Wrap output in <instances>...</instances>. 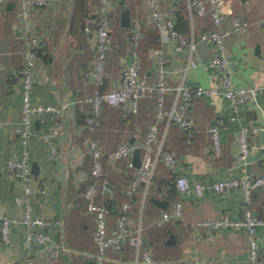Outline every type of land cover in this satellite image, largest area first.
<instances>
[{"label": "crops", "instance_id": "crops-1", "mask_svg": "<svg viewBox=\"0 0 264 264\" xmlns=\"http://www.w3.org/2000/svg\"><path fill=\"white\" fill-rule=\"evenodd\" d=\"M13 1V6H5L0 15V116L3 119L0 125V215L21 217L22 207L13 197L22 189V181L6 171L5 161L9 157H19L26 147L32 174V212L55 220L48 227L49 235L65 247L56 256L35 255L34 263L92 264L85 253L96 248L91 236L94 217L85 211L81 195V189L91 180L88 174L93 162L86 147L87 139L94 138L104 153L119 142L140 139L148 124L155 120L157 95L153 92L141 97L138 111L127 116L119 107L103 102L98 123L93 128L85 124L80 105L73 100L96 87L104 91L115 86L121 69L132 59L137 60L140 75L154 81L158 76L156 47L164 53L163 78L176 83L182 78L181 67L187 48L177 47L174 38L160 39L151 46L148 35L152 21L145 0H113L109 9L110 44L102 90L103 81L97 85L91 75H84L93 61L95 34L90 25L89 29L82 26L94 14L98 0H56L30 7L32 28L39 37L41 49L34 67L31 100L42 104L64 101L69 104L61 116L59 132L47 140L41 133L51 128L53 117L48 111L34 114L28 143L23 144L15 130L20 125L21 83L14 74L23 63V36L19 1ZM120 1L129 8L128 26L119 22ZM159 1L161 9L175 22L179 0ZM186 11L187 27L191 20L194 34L229 25L231 14L247 18L246 30L228 36L226 51L233 81L238 85H256L255 98L234 110L220 94L194 95L187 110L193 121L189 139L176 122L157 121V135L162 137V146L174 154L175 161L166 164L157 160L150 183L144 187L140 182L127 193L134 174V167L128 166L127 160L138 164L142 150L133 151L116 164H110L103 156V172L94 180L97 189L94 198L109 207L106 215L109 226L116 221L121 201H130L131 227L139 228V235L149 246L157 264H178L180 260L195 257L212 259L215 264H249L248 236L244 226L211 229L205 224H196V221L222 214L241 215V190L232 187L216 191L211 185L214 180L241 176L244 172L264 174V0H226L225 13L218 25L209 13L189 16L187 4ZM258 18L263 21L257 22ZM135 19L140 24L143 39H139L134 57L130 50V32L131 21ZM179 26L186 28L184 23ZM183 33L188 35L189 31ZM213 52L214 46L210 42L197 39L192 52L196 64L186 70L183 81L204 85L216 83V71L208 62ZM172 98V92L164 94L166 107ZM213 123L218 125L220 133L221 151L218 154L210 149L209 125ZM241 126H247L251 143L244 160L237 158ZM52 145L58 149L55 157L51 155ZM178 174L188 178L189 187L185 191L177 190L174 185ZM197 180L204 185L199 196L192 188V183ZM175 200L181 201V216L159 221L162 211H172ZM250 209L254 215L264 217V185L253 191ZM24 230L21 221L13 222L10 240L3 242L0 239V264H20L28 256L23 242ZM256 236L259 253L264 258V224L256 227ZM141 251V245L136 247L128 241L119 248L109 246L102 264H134L133 259L140 257Z\"/></svg>", "mask_w": 264, "mask_h": 264}, {"label": "built area", "instance_id": "built-area-1", "mask_svg": "<svg viewBox=\"0 0 264 264\" xmlns=\"http://www.w3.org/2000/svg\"><path fill=\"white\" fill-rule=\"evenodd\" d=\"M56 0H19L21 34L23 36V63L15 71V76L21 83V105H20V125L16 127V132L20 135L22 143L27 144L31 132L32 116L34 114L48 111L53 117L51 128L41 133L43 139H50L59 132L61 125V116L64 109L69 104L67 101L59 104L36 103L31 100V89L33 84V73L36 59L41 53L39 48V39L31 26L29 8L40 6ZM113 0H98L95 9L93 21L95 24V48L92 64L84 72V75H91L94 82L98 85L104 78V63L109 48L110 40V18L109 9ZM226 0H187L188 14H203L209 11L215 24H220L225 13ZM150 19L154 26L159 30L160 39L164 41L167 38L176 39L177 47L186 46L187 55L184 64L181 67L182 78L176 83L166 81L162 76L161 64L165 60L164 53L160 47L154 49L158 66V76L154 81L142 77L139 73V65L136 59L129 61L121 69V74L115 86L104 91L97 87L90 93L80 97H75L74 102L79 103V110L82 113L83 120L89 128H93L98 123V113L103 102L111 106H117L124 115L134 114L138 111L139 100L145 95L156 93L157 101L155 105V120L148 124L142 137L132 141L119 142L112 150L103 152L98 146L96 140L92 137L87 139L86 147L92 157V166L89 169V180L81 189V195L84 198L85 211L92 213L94 225L92 229V240L95 244V250L85 253L88 259L94 264H102L105 259V250L112 246L119 248L124 241L142 246L141 256L133 259L134 264H157L152 257L149 246L144 243L139 235V228L132 229V215L130 213V201L125 199L121 201L116 221L113 225H108L106 215L109 207L104 203L95 200L96 184L94 180L101 176L103 172V156L110 164L124 157H127L135 150H142L138 164L132 160H127V165L134 167V175L130 179L126 192L130 193L140 182L146 187L153 176V171L157 160H162L166 164H172L175 161L174 154L162 146V137L157 135V121L164 119L166 123L176 122L185 131L186 138L192 135L193 121L187 110L191 104L194 95L220 94L224 96L234 110L245 101L255 98L258 87L256 85H238L233 81L231 70L229 68V58L226 51V40L232 32L241 33L247 29L249 21L246 17L239 14H231L229 25L217 26L208 30L200 31L194 34L192 21L190 20L189 34L185 35L178 30L172 17L166 14L160 6L159 0H145ZM6 0H0V15L5 6ZM257 22H262L263 18H258ZM132 32L130 50L135 57L137 54V45L140 39V24L135 19L131 21ZM85 29H89V24H85ZM197 39H203L214 46V52L210 55L208 62L216 71V83L204 85L201 83H186L183 76L186 70L196 64L195 57L192 55L194 44ZM170 91L173 93L171 104L164 105V94ZM3 119L0 116V125ZM210 149L214 154L221 151V140L219 127L216 123L209 125ZM239 151L237 158L244 160L248 155L251 143L249 142L247 126H241L238 130ZM51 155H58V149L55 145L51 146ZM5 169L11 175L22 181V189L17 192L13 199L14 202L22 207L21 217L0 215V239L3 242L10 240V225L13 222L21 221L25 227L23 234L24 245L28 249V256L24 257L20 264H35L33 257L35 255L56 256L59 251L64 249L61 242L51 239L48 227L55 221L48 217H42L32 212L30 194L33 190L30 182L32 180L31 166L28 158L27 148H23L19 157H9L5 161ZM174 185L177 190L185 191L189 187V181L186 175L178 174L174 178ZM212 187L216 191H222L227 188L237 187L242 192L240 204L241 215L230 217L222 214L209 219H198L196 224H205L211 229H218L224 226H244L248 236L247 260L249 264H264V258L259 253V245L256 236V227L264 224V217L256 216L250 209V202L253 191L264 185V174H253L244 172L241 176H231L216 179L212 182ZM194 193L201 195L204 185L201 181L192 183ZM181 201L175 200L172 211H162L159 221L178 218L181 216ZM178 264H215L212 259L191 258L187 261L180 260Z\"/></svg>", "mask_w": 264, "mask_h": 264}, {"label": "trees", "instance_id": "trees-1", "mask_svg": "<svg viewBox=\"0 0 264 264\" xmlns=\"http://www.w3.org/2000/svg\"><path fill=\"white\" fill-rule=\"evenodd\" d=\"M19 1V0H18ZM54 2V1H53ZM179 4H178V9H177V20L175 21V26H176V28L177 29H180V23H184V25L186 26V28H183V29H180L181 30V32H188L189 31V26L187 27V19H188V17H187V11H186V0H179V2H178ZM44 5V4H43ZM5 6H6V3H5ZM5 6H4V8H5ZM41 6V5H40ZM34 7V6H33ZM4 8H3V10H4ZM19 9H20V4H19ZM2 10V11H3ZM2 13V12H1ZM94 13H95V11H94ZM205 13H209V11H206ZM205 13H203V14H205ZM203 14H197L196 16H202ZM30 15V14H29ZM209 15H210V13H209ZM93 16H94V14L93 15H91L90 16V18L88 17V20H86V22L85 23H83V26L82 27H84V25L85 24H89L90 26H91V30L94 32V30H95V24H94V21H93ZM210 17H211V15H210ZM109 18H110V15H109ZM211 19H212V17H211ZM30 22H31V20H30ZM110 22H111V19H110ZM31 26H32V24H31ZM213 28V27H212ZM140 30H141V28H140ZM150 30V32H149V35H148V38H149V40H150V42H151V46H153V45H156L157 43H158V41L160 40V35H159V30H158V28L156 27V26H154V24L152 23V27L149 29ZM148 30V31H149ZM131 32H132V28H131ZM131 32H130V42H131ZM142 33V32H141ZM37 34V33H36ZM38 36V35H37ZM38 39H39V37H38ZM140 39H143L142 37H141V35H140ZM141 42H142V40H140ZM140 42V43H141ZM40 48V47H39ZM104 66H105V63H104ZM104 81H103V83L101 84V88H102V90L105 88L104 86ZM108 105V104H107ZM89 175V174H88ZM134 175V174H133ZM89 177H90V175H89ZM133 177V176H132ZM131 177V178H132ZM91 178V177H90ZM151 181V180H150ZM150 183V182H149ZM148 183V184H149ZM88 260H91V259H88ZM92 261V260H91ZM92 264H94V262L92 261Z\"/></svg>", "mask_w": 264, "mask_h": 264}, {"label": "water", "instance_id": "water-1", "mask_svg": "<svg viewBox=\"0 0 264 264\" xmlns=\"http://www.w3.org/2000/svg\"><path fill=\"white\" fill-rule=\"evenodd\" d=\"M13 0H10L6 3V6L11 7L13 6ZM119 22L124 25L128 26L130 25V14H129V8L125 4V2L120 1V15H119Z\"/></svg>", "mask_w": 264, "mask_h": 264}]
</instances>
